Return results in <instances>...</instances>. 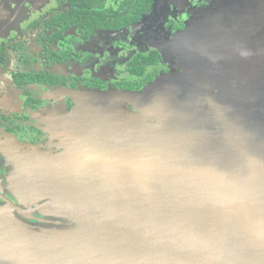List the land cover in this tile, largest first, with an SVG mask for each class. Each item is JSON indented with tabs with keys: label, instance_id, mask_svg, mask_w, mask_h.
<instances>
[{
	"label": "water",
	"instance_id": "water-1",
	"mask_svg": "<svg viewBox=\"0 0 264 264\" xmlns=\"http://www.w3.org/2000/svg\"><path fill=\"white\" fill-rule=\"evenodd\" d=\"M216 9L175 35L181 71L85 92L67 154L23 150L0 264H264V13Z\"/></svg>",
	"mask_w": 264,
	"mask_h": 264
},
{
	"label": "flooded vegetation",
	"instance_id": "flooded-vegetation-1",
	"mask_svg": "<svg viewBox=\"0 0 264 264\" xmlns=\"http://www.w3.org/2000/svg\"><path fill=\"white\" fill-rule=\"evenodd\" d=\"M213 5L221 20L228 13L249 27L264 6L262 0L245 8L237 0H0V205H19L12 177L26 159L23 150L67 154L81 94L138 93L181 71L175 35ZM127 108L136 111L133 103ZM34 215L40 220L19 218L46 225L38 210Z\"/></svg>",
	"mask_w": 264,
	"mask_h": 264
},
{
	"label": "rangeland",
	"instance_id": "rangeland-1",
	"mask_svg": "<svg viewBox=\"0 0 264 264\" xmlns=\"http://www.w3.org/2000/svg\"><path fill=\"white\" fill-rule=\"evenodd\" d=\"M251 0H237V2H238V5H241L242 4V7L243 8H245V4H246V7H248L247 6V3H249ZM255 3H256V1H255ZM236 9V11L237 12H239L238 10H237V8H235ZM257 11H255V14H256V16H259V15H262L263 13H264V6H262V5H260V9H256ZM171 55H172V53L171 52H169V51H167V58H170L171 59ZM176 56V55H175ZM173 57V56H172ZM179 65V64H178ZM181 69V68H180ZM32 166H37V167H39L38 166V164H36V163H34V164H31ZM32 168V167H31Z\"/></svg>",
	"mask_w": 264,
	"mask_h": 264
}]
</instances>
